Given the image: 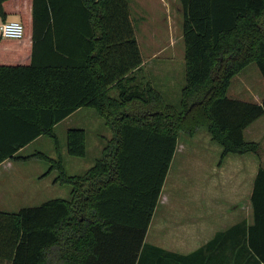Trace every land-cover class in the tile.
Instances as JSON below:
<instances>
[{"label":"trees","instance_id":"1","mask_svg":"<svg viewBox=\"0 0 264 264\" xmlns=\"http://www.w3.org/2000/svg\"><path fill=\"white\" fill-rule=\"evenodd\" d=\"M179 2L186 79L174 107L137 81L143 57L128 0H0L2 16L17 15L25 28L21 38L0 40V163L27 160L15 153L48 135L58 157L36 155L51 163L47 173L57 171L56 183L71 188L69 199L0 210V263L137 264L180 134L205 129L223 147L221 160L261 156L253 222L218 232L206 244L209 264H264V158L260 144L244 137L264 115V102L227 95L249 64L264 75V0ZM7 41L19 56H3ZM49 50L54 60L42 58ZM80 107L96 109L113 139L83 174H69L54 127ZM9 124L14 131L5 133ZM67 149L86 155L83 128L68 131Z\"/></svg>","mask_w":264,"mask_h":264},{"label":"crops","instance_id":"2","mask_svg":"<svg viewBox=\"0 0 264 264\" xmlns=\"http://www.w3.org/2000/svg\"><path fill=\"white\" fill-rule=\"evenodd\" d=\"M16 19L19 20L17 15H9L4 17L0 12V25L5 21ZM2 37L3 36L0 31V40ZM1 49L4 51L3 56L5 58L10 55L19 56L20 50L18 46L11 41L4 42V46H2ZM22 55L20 58L24 57ZM53 57L54 52L52 50L45 52L42 56V58L46 60H54ZM12 59L16 60L19 58L15 57ZM57 60H60L61 62L64 61L63 58L59 57H57ZM145 63L146 62L143 59L142 67ZM145 83H150V81L147 80ZM112 93L116 94L117 90L114 89ZM227 95L231 99H237L246 102L258 104H262L264 102V75L256 62L249 64L232 79ZM84 108L87 107H80L58 124L69 120L71 117L77 114V112ZM57 125H55V127ZM7 126L8 129H6L5 133H11L14 131L13 125L9 124ZM202 131H205V135L208 137V139L211 138V135L207 132V130L201 129L194 136L181 133L179 142L182 134L187 135L191 139H196L198 136H200V134H202L200 133ZM44 136L48 135H40L36 137L15 153L17 156L29 157L27 160L7 158L0 163V186H2L1 184H8L9 178H13L10 176L15 172V169H19L16 172L22 176L23 180V183H21L20 186L11 187L10 194H6V192L4 193V191L0 190V206H2L0 207V210L17 212L24 207L40 206L53 199L70 198V186L61 185L60 183L55 182V178L57 176L56 170H52L50 173H42L41 169H37L29 179L31 184L28 187H25L26 183L24 182L26 181V173L23 171V168H18L19 163H26L30 160H34L36 159L34 156H37L34 154L42 152H36L33 154L34 156L24 155L23 152ZM244 137L247 141H254L260 144V150L263 155L262 157L264 158V115L244 129ZM6 139L8 140L11 138L7 135ZM211 141H213L212 138ZM214 151H216L215 148ZM218 152L219 150H217V155ZM176 153L173 160L175 159ZM260 165L261 156L256 153H229L223 160H220L219 166L215 169L213 175H211L210 182L206 187V192L201 194V192L198 191L199 186L196 183L190 184V188L194 189V194H196V197H192L188 200L190 203V207H187L188 209L184 207V204L186 203L185 201L177 202L178 199L174 200L173 198L164 194V183L157 207L141 248L137 264H182V262H186L187 264H189V262L190 264H209L210 255L208 253L210 252V249L206 246V244L211 239H213L218 232L224 231L230 226L245 219L249 223L253 222V208L252 220L249 221L247 217L243 216V212L240 214L238 205L244 204L248 201L252 207L251 195L253 192L254 180ZM61 186L69 187L67 189V193L62 190V197H51L50 199H45L48 198V195L53 194L54 190L62 189L60 188ZM198 194L199 196H197ZM65 195L67 197H64ZM38 201H41V203H37V205L34 206H24L22 208L19 207L22 204H34V202ZM231 206H234L235 208H230ZM177 215H190V224H188L187 227H184L186 232L182 234L181 230L178 231L180 233L178 235L181 237L184 236V239L181 240L175 236V232L172 231V229L169 230L170 225H168L173 222L172 220H174ZM231 215L233 217H238V219L232 222L230 225H225L224 227L218 228L215 227V229L208 228L207 221L211 218L220 219L226 216L231 217ZM181 218L182 217H180V219ZM157 222L158 224L156 226ZM171 225L177 224L173 223ZM0 264L10 263L3 262ZM218 264H224L223 259L218 260Z\"/></svg>","mask_w":264,"mask_h":264},{"label":"rangeland","instance_id":"3","mask_svg":"<svg viewBox=\"0 0 264 264\" xmlns=\"http://www.w3.org/2000/svg\"><path fill=\"white\" fill-rule=\"evenodd\" d=\"M128 2L141 54L146 62L142 69L138 71L137 80L141 81L143 85L147 80L150 81L162 93L168 104L178 107L186 79L181 4L179 0H128ZM72 128H84L87 131V153L83 157L73 156L68 153V130ZM54 131L60 141L64 166L69 174H83L94 164L96 159L102 156L105 144L113 139V133L105 124L104 118L96 109L91 107L82 109L69 120L58 124ZM200 133L202 134L196 139H191L185 134L181 135L175 159L171 164L165 182L164 194L174 200L178 199L177 202L185 201L184 207L186 209L190 207L188 200L196 197L194 189L190 188V184L196 183L201 194L206 192L210 177L219 166L221 160L222 147L218 143L211 141V138L208 139L205 131ZM214 148L216 151H214ZM217 150H219L218 155ZM36 152H42L52 158H57L54 139L44 136L26 149L23 154L33 155ZM34 157L36 159L26 163L20 162L18 166V168H23L26 173L25 187L31 184L29 179L37 169H41L42 173H46L51 166L49 161L38 156ZM17 170L19 169H15V172L10 176L14 179L9 178L7 185L6 183L1 184L0 190L4 191V193L10 194L11 187L20 186L23 183L22 176L16 172ZM60 188L62 189L54 190L53 194L48 195V198L45 199L62 197V190L67 193L69 187L61 186ZM64 197L67 196L65 195ZM41 201L34 202V204H22L19 207L34 206L37 203H41ZM238 207L240 214L243 212V216L251 221L252 207L250 203L247 201L238 205ZM230 208L234 209L235 207L231 206ZM189 216L177 215L172 220L173 222L168 224L170 225L169 230L172 229L175 232V236L180 240L184 239V236L178 235L180 234L178 231L181 230L182 234L186 232L184 227L190 224ZM180 217L182 218L180 219ZM237 219L238 217H233L232 215L231 217L226 216L220 219L211 218L207 221V226L213 229L215 227H224ZM173 223L177 225H171ZM157 224L158 222L156 226Z\"/></svg>","mask_w":264,"mask_h":264},{"label":"built area","instance_id":"4","mask_svg":"<svg viewBox=\"0 0 264 264\" xmlns=\"http://www.w3.org/2000/svg\"><path fill=\"white\" fill-rule=\"evenodd\" d=\"M2 36L8 38H21L24 35L25 28L20 20H8L0 25Z\"/></svg>","mask_w":264,"mask_h":264}]
</instances>
